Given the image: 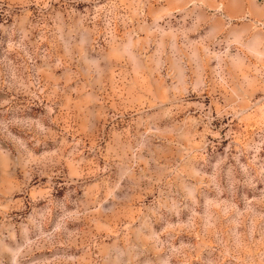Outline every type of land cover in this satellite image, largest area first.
<instances>
[{"label":"rangeland","instance_id":"1","mask_svg":"<svg viewBox=\"0 0 264 264\" xmlns=\"http://www.w3.org/2000/svg\"><path fill=\"white\" fill-rule=\"evenodd\" d=\"M258 0H0V264H264Z\"/></svg>","mask_w":264,"mask_h":264},{"label":"built area","instance_id":"2","mask_svg":"<svg viewBox=\"0 0 264 264\" xmlns=\"http://www.w3.org/2000/svg\"><path fill=\"white\" fill-rule=\"evenodd\" d=\"M262 8L264 9V0H258ZM261 29L264 31V18L263 20L259 23Z\"/></svg>","mask_w":264,"mask_h":264}]
</instances>
